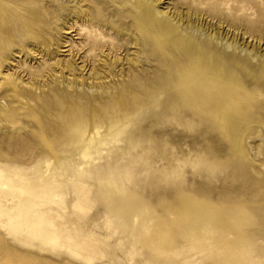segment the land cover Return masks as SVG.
Instances as JSON below:
<instances>
[{
  "label": "rangeland",
  "instance_id": "1",
  "mask_svg": "<svg viewBox=\"0 0 264 264\" xmlns=\"http://www.w3.org/2000/svg\"><path fill=\"white\" fill-rule=\"evenodd\" d=\"M64 1L0 4V169L50 162L70 240L3 228L0 264H264V0Z\"/></svg>",
  "mask_w": 264,
  "mask_h": 264
},
{
  "label": "bare ground",
  "instance_id": "2",
  "mask_svg": "<svg viewBox=\"0 0 264 264\" xmlns=\"http://www.w3.org/2000/svg\"><path fill=\"white\" fill-rule=\"evenodd\" d=\"M3 1L4 0H0V4ZM151 1H153V0H151ZM157 1H154V3H157ZM64 2H66V0ZM15 4H16V6L18 5L17 3H15ZM15 4H13V5H15ZM4 5H6V4H4ZM22 6H20V7H22ZM3 9H5V7ZM13 9L16 10V8H13ZM26 9L27 8L25 7V9H23V10H26ZM58 9H57V11H58ZM61 10H63V9L61 8ZM4 11H6V10H4ZM14 12H16V11H14ZM10 13L12 15V12H10ZM157 13H159V12H157ZM1 15L2 14H0V17H1ZM5 15H7V14H5ZM20 15H21V13H20ZM20 15H15V16L20 17ZM30 15H32L33 18L35 16L33 14H29V16ZM15 16H13V17H15ZM2 17L0 18V20H2ZM30 18H31V16H30ZM35 18H36V16H35ZM78 18L79 17L76 16V20L80 21V19H78ZM3 20H4V18H3ZM19 20H21V18H19ZM63 20H64L63 22H65V19H63ZM24 22H25V20H24ZM24 22H23V24H24ZM84 22L87 23L88 27H90V28L92 27L91 24L90 25L88 24L91 22V17H90L89 21L85 19ZM32 23H33V21H32ZM33 24H35V23H33ZM33 26H30V27L28 26V28H31ZM35 26H36V24H35ZM9 30L13 31L12 28L11 29L9 28ZM26 30H27V28H26ZM60 30L63 31L64 28L61 27ZM32 31H34V30H32ZM8 32H10V31H8ZM1 38H2V36H1ZM100 41H95V42L91 43V49L94 50V45L92 46V44H94V43H98L97 46L100 48L105 47V45L103 43H101ZM89 46H90V44L88 45V48H90ZM106 62H107L106 60H103L102 64H105ZM71 67H72V64H70V63H68L66 65L67 70H70ZM94 73H97L96 69L94 70ZM4 79H7V78H4ZM8 79H10V78H8ZM115 122L119 123L118 121H115ZM103 136H104V131H101L100 129H97V128H93L92 130L85 133L83 143H86L87 147L84 151L80 152L81 153L80 158L83 161L91 159L92 158L91 153L99 155V150L102 148V146H105V143L101 142V138ZM43 163H44V171L43 172L41 170H39V171L35 170L33 173L23 174L22 171H20L18 169H11V168H6L4 170L0 169V203L3 200L10 199V201L13 203V207H11V209L14 208V210H15V214H10V211H11L10 209L8 211H6V210L2 209L1 205H0V231L2 232L3 228H5L10 233V235H9L10 237L8 236V240L11 241L12 243L18 244L20 239L17 237V235H20L21 230H23V227L25 228V231L27 233V239L29 241H25V242L22 241V242L27 243V244H29V243L34 244L35 242H38V243H41L43 245H55L61 240H65V241L70 240L69 237L59 236L55 232V228L51 229V227H50L51 225L47 224V220L42 216V213H38V210H35V207L37 206L36 203L39 200H47L50 203H55V198L58 196L57 193L60 191H62V193H64L66 191V185H65L64 181L62 179H60V180L57 179V178H60L61 176L60 175L55 176V175L50 174V167H51L50 162L44 161ZM109 169H112V167H110ZM75 173H76L77 177L79 176V178L85 176L88 180L89 179L88 177H90V176H87L84 174L83 168H78L77 171L75 170ZM105 174H107L106 171L94 172L93 177L99 178ZM131 175L135 176L136 173L135 174H134V172L130 173V174H128L127 177L132 178ZM85 177H84V179H85ZM86 190H88V188L84 189L83 186H81V188L78 190V192L81 193V195L79 196V203L81 204L80 210L84 213H88L90 210V207H89L90 198L88 197V193L86 192ZM82 215H85V214H82Z\"/></svg>",
  "mask_w": 264,
  "mask_h": 264
}]
</instances>
